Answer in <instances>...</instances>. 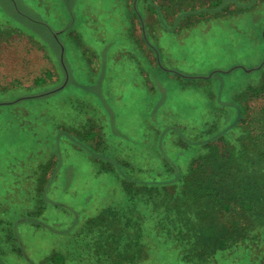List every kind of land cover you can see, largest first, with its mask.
Here are the masks:
<instances>
[{"label": "rangeland", "instance_id": "obj_1", "mask_svg": "<svg viewBox=\"0 0 264 264\" xmlns=\"http://www.w3.org/2000/svg\"><path fill=\"white\" fill-rule=\"evenodd\" d=\"M213 1L0 0V185L27 194L24 207L0 195V223L12 224L18 209L33 211L31 180L48 167L37 221L53 232L19 228L33 264H100L78 245L102 209L130 208L121 181L146 174L161 131L169 128L173 141L175 126L197 130L214 109L229 123L233 111L223 102L246 70L264 64V0ZM87 121L97 135L74 134ZM102 135L106 149L95 146ZM159 240L137 264L178 263ZM11 242H0L5 264H29ZM212 264L232 258L217 253Z\"/></svg>", "mask_w": 264, "mask_h": 264}, {"label": "trees", "instance_id": "obj_2", "mask_svg": "<svg viewBox=\"0 0 264 264\" xmlns=\"http://www.w3.org/2000/svg\"><path fill=\"white\" fill-rule=\"evenodd\" d=\"M212 3L218 7L222 0ZM53 41L59 45L58 39ZM237 84L235 96L228 104L223 102L233 111L227 125L215 118L219 114L214 109L197 130L175 126L173 141L166 132L169 128L161 131L165 137L159 139L156 157L146 174L139 169L134 178L121 181L128 201L134 202L126 209L106 207L91 219L96 229L78 245L85 255L94 256L100 264H137L148 258L150 249L160 246L161 238L164 252L173 254L178 262L174 264H212L217 253H228L232 264H264V64L245 71ZM88 129L97 135L88 121L74 134ZM230 129L236 132L232 138L227 135ZM103 138L100 136L95 146L106 149ZM47 168H41L43 184L40 170L31 180L33 211L18 209L12 224L0 223V242L11 239L13 250L29 264L33 263L19 235L21 225L33 223L34 230L47 235L53 232L48 224L37 221L46 209ZM6 186L0 185L4 189L0 195H6L4 201L15 199L13 207H24L25 190L12 184L5 191ZM144 211L151 212L152 220L145 218ZM7 227H12L9 233ZM150 239L158 246L149 245ZM55 255L50 253L45 260L52 261ZM0 262L5 264L1 256Z\"/></svg>", "mask_w": 264, "mask_h": 264}, {"label": "water", "instance_id": "obj_3", "mask_svg": "<svg viewBox=\"0 0 264 264\" xmlns=\"http://www.w3.org/2000/svg\"><path fill=\"white\" fill-rule=\"evenodd\" d=\"M247 72H249L250 70H246Z\"/></svg>", "mask_w": 264, "mask_h": 264}]
</instances>
